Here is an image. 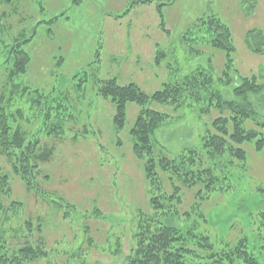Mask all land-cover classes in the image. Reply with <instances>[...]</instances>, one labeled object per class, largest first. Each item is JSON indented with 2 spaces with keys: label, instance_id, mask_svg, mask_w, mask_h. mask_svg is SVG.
<instances>
[{
  "label": "rangeland",
  "instance_id": "rangeland-1",
  "mask_svg": "<svg viewBox=\"0 0 264 264\" xmlns=\"http://www.w3.org/2000/svg\"><path fill=\"white\" fill-rule=\"evenodd\" d=\"M131 1L19 0V13L6 21L13 33L22 27L29 34L37 30L34 41L25 46L32 62L22 82L47 94L46 105L60 104L54 110L59 118L53 117L50 124L61 123L64 128L60 135L49 136L37 132L46 128L41 119L22 122L30 137L40 138L39 152L53 150L48 160L40 161L32 188L0 153V175H8L11 186L9 195L0 194L7 208L1 213L0 247L43 245L47 255L32 264H128L139 214H154L145 160L134 155L130 135L141 107L127 105L126 126L118 132L114 104L97 95L102 81L117 78L122 85L136 83L152 94L197 69H208L209 60L217 81L214 88L226 100L237 99L234 89L242 77L255 75L264 81V45L262 52L255 53L246 42L248 31L264 36V0H154L134 6L124 17L112 16L122 14ZM158 3L165 4L169 33L160 28ZM211 15L230 26L236 48L235 70L228 84L219 83L223 50L202 43L189 46L184 41V32L197 19ZM55 17L59 18L50 23ZM21 18L24 21L19 23ZM158 49L166 53L160 65L155 64ZM250 101L257 118L263 119L264 92L251 94ZM29 106L28 101L24 103L25 113L35 117L40 109ZM148 106L170 117L155 133L156 157L179 158L195 148L204 153L205 166L218 161L208 159L203 137L214 131L212 123L220 110L213 107L202 112L203 106L190 101L178 108L156 102ZM247 125L257 129L254 121ZM242 147L246 163L233 160L224 168L220 164L231 160L229 153L220 158L223 163H217L219 169H228L225 182L232 187L197 199L201 185L183 186V202L178 206L183 215L170 222L182 228L196 225L198 232L214 240L226 238L234 243L246 237L248 248L264 264V150L257 151L253 143ZM157 173L165 192L171 194L170 174L160 168ZM118 239L120 252L115 251L120 249ZM198 260L190 264H208Z\"/></svg>",
  "mask_w": 264,
  "mask_h": 264
},
{
  "label": "trees",
  "instance_id": "trees-1",
  "mask_svg": "<svg viewBox=\"0 0 264 264\" xmlns=\"http://www.w3.org/2000/svg\"><path fill=\"white\" fill-rule=\"evenodd\" d=\"M153 1L132 0L122 14L112 16L124 17L134 6L151 4ZM7 5L13 9L9 10ZM0 6L3 7L0 12V153L6 155L13 171L28 188H32L40 161L48 160L53 150L44 149L39 152L40 138L30 137L22 122L32 123L35 118L41 119L46 128L45 130L39 128L37 132L42 130L49 136L60 135L64 130L61 123L50 124L53 117L59 118L54 110L59 108L60 104L46 105L47 94L22 82L32 62V56L25 46L34 41L37 30L29 34L22 27L18 33H13L12 28L7 27L6 21H11L15 14L19 13V0H0ZM164 6V3L157 4L160 28L169 33L163 13ZM58 18L55 17L49 22L53 23ZM18 21L22 23L24 19ZM5 35L8 36L7 39ZM246 37L247 45L253 52L263 51L264 36L261 32L248 31ZM184 41L188 42L189 46L202 43L223 50L225 63L219 83L231 82L232 71L235 70L236 48L230 26L220 17L211 15L197 19L184 32ZM165 57V51L158 49L155 64L160 65ZM209 61L208 69H197L180 82H168L162 89L152 94H147L136 83L122 85L117 78L104 80L98 87L97 95L110 100L116 108L114 125L118 132L126 126L127 105L134 103L141 107L130 135L134 155L140 160H145L144 168L150 185V205L154 209V214H139L137 229L133 234L134 245L126 258L128 264H190L191 261H199L198 258L205 259L208 264H263L248 248L246 237L234 243L228 242L226 238L214 240L210 234L198 232L196 225L182 228L170 222L175 216L183 215L178 207L183 202L181 195L183 186L193 188L201 185L196 193L197 199H208L213 192L225 193L232 184L225 182L229 179L228 169L217 167V163H223L220 158L229 153L231 160L220 164L228 168V163L233 164V160L246 163L248 156L242 147L245 143H253L257 151L264 150V118H257V112L250 101L251 94L257 96L264 92V81L259 82L255 75L242 77V83L234 89L237 99L226 100L214 88L217 81L212 73V61ZM27 101L31 105L30 109L35 107L40 109L36 111L38 113L35 117H29L27 112L25 113L23 105ZM188 101L203 106L202 112H207L213 107L221 112L212 123L214 131H208L203 137V149L208 154V159H218L212 166L204 165L206 163L204 153L195 148L184 151L179 158H169L164 154L158 157L155 155V133L170 117L148 105L156 102L178 108ZM250 120L255 122L257 129L248 127L247 123ZM157 168L170 174L171 194L165 192ZM10 192L9 176L0 175V194L9 195ZM1 195L0 220L2 211L7 209ZM15 202L13 204H16ZM199 203L196 206H199ZM118 240L120 249L115 250L116 252L121 251V240ZM2 246L0 264H32L47 255V250L41 244L26 243L12 250Z\"/></svg>",
  "mask_w": 264,
  "mask_h": 264
}]
</instances>
